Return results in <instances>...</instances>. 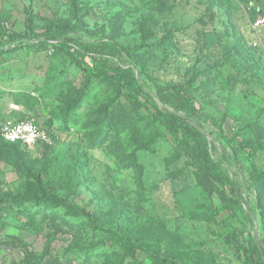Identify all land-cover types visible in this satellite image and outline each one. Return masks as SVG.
<instances>
[{"label":"rangeland","instance_id":"obj_1","mask_svg":"<svg viewBox=\"0 0 264 264\" xmlns=\"http://www.w3.org/2000/svg\"><path fill=\"white\" fill-rule=\"evenodd\" d=\"M256 18H264V0H0V25L8 30L66 20L85 40L91 34L132 50L145 28L153 37L150 51L141 55L146 75L180 85L203 73L195 93L201 124L212 157L239 186L243 213L225 222L213 219V201L174 157L164 132L138 121L123 97L87 82L58 51L37 46L0 57V127L7 119L32 118L49 143L12 147L0 137V196L14 192L27 168L59 197L87 206L101 224L133 240L159 242L163 258L239 264L223 235L238 228L257 241L264 236V26H254ZM237 48L251 56L254 71ZM140 78L150 85L145 75ZM82 87V103L70 112ZM100 123L105 135L93 143ZM241 141L249 147L236 162L230 147ZM252 173L260 178L249 189ZM0 213L6 220L0 225V264L53 257L65 264H105L102 256H79L80 247L100 238L83 229L81 219H62L60 210L22 228L12 208L0 205ZM123 261L151 264L142 251Z\"/></svg>","mask_w":264,"mask_h":264},{"label":"trees","instance_id":"obj_2","mask_svg":"<svg viewBox=\"0 0 264 264\" xmlns=\"http://www.w3.org/2000/svg\"><path fill=\"white\" fill-rule=\"evenodd\" d=\"M88 36L90 39L85 40L79 34L78 27L66 20L49 21L39 29L28 23L22 32L11 31L0 25V57L25 46L58 51L87 82L104 85L111 88L116 97H123L138 121H147L164 132L174 157L183 161L195 186L213 201L210 210L213 219L225 222L242 214L243 199L239 186L221 162L212 157L210 142L201 124L203 114L197 105L195 93L198 87L196 82L203 73H193L180 85L162 84L146 75L141 55L144 51H150L152 45L148 42L153 37L145 28L140 29L141 45L132 50L112 39L93 38L91 34ZM236 51L254 71L256 65L251 56L242 53L239 48ZM143 75L152 87L144 84L140 78ZM84 90L85 87H82L76 99L69 103L70 112L81 105ZM103 125L100 123L93 143L104 137ZM2 141L12 147L21 146ZM248 147V141L230 147L236 162L248 151ZM24 176L26 179L14 192L0 196V205L14 210V220L22 228L35 227L41 217H57L61 210L62 219H81L80 226L83 229L100 233L97 241L78 249L79 256L86 261L102 256L105 264H124V258H132L142 251L151 264H177L169 258H163L159 242L133 240L117 229L101 224L87 206L59 197L44 184L40 173H33L26 168ZM259 178L260 175L256 173L251 174L252 185L249 189L257 186ZM4 217L0 213V225L6 222ZM223 241L239 264H264V236L262 241H257L250 234L246 237L244 230L231 228L223 235ZM65 261L53 257L37 264H65Z\"/></svg>","mask_w":264,"mask_h":264},{"label":"built area","instance_id":"obj_3","mask_svg":"<svg viewBox=\"0 0 264 264\" xmlns=\"http://www.w3.org/2000/svg\"><path fill=\"white\" fill-rule=\"evenodd\" d=\"M254 26H264V18H256ZM0 137L5 142L33 147L49 143L47 131L40 128L32 118L24 120H5L0 127Z\"/></svg>","mask_w":264,"mask_h":264}]
</instances>
